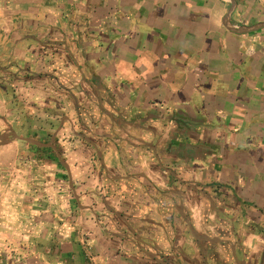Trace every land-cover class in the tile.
<instances>
[{"label": "crops", "instance_id": "crops-1", "mask_svg": "<svg viewBox=\"0 0 264 264\" xmlns=\"http://www.w3.org/2000/svg\"><path fill=\"white\" fill-rule=\"evenodd\" d=\"M13 133L0 264H264V0H0Z\"/></svg>", "mask_w": 264, "mask_h": 264}, {"label": "water", "instance_id": "water-1", "mask_svg": "<svg viewBox=\"0 0 264 264\" xmlns=\"http://www.w3.org/2000/svg\"><path fill=\"white\" fill-rule=\"evenodd\" d=\"M9 137H11L14 140H21V141L27 142V143H29L31 145H34V146H37L39 148H52L55 151V153H56V155H57L60 163L67 168V170H68V172L70 174V169H69L68 164L64 160H62L61 153H60V151L58 150V148L54 144L55 137H56L55 135L52 137V139H51L50 142H48V143H42V142H39V141L34 140L32 138L20 137L17 134L13 133L11 135H1L0 136V143H7L8 141H10L9 140L10 139ZM70 186L74 190L73 181H72V178L71 177H70ZM189 227H190V230H191L193 236L195 237V239L197 241H210V242H214V240H212V239H209V238H206V237H202L199 234H197V232L193 229V227L191 225H189ZM148 255L150 257H152L153 260H155V261H157V262H159L161 264H167V263H165V262H163V261L155 258L151 253H148ZM237 260H238V258H237Z\"/></svg>", "mask_w": 264, "mask_h": 264}, {"label": "rangeland", "instance_id": "rangeland-1", "mask_svg": "<svg viewBox=\"0 0 264 264\" xmlns=\"http://www.w3.org/2000/svg\"><path fill=\"white\" fill-rule=\"evenodd\" d=\"M31 146H34V145H31ZM37 147V146H36ZM32 148H34V147H32ZM39 148V147H38ZM46 149H48V148H46ZM48 152H50L51 154H52V156H53V152L52 151H48Z\"/></svg>", "mask_w": 264, "mask_h": 264}]
</instances>
